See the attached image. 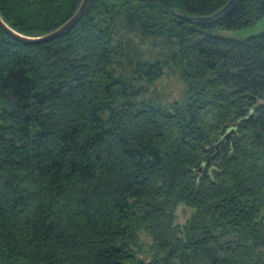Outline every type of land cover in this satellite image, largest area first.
Segmentation results:
<instances>
[{"label": "trees", "instance_id": "trees-1", "mask_svg": "<svg viewBox=\"0 0 264 264\" xmlns=\"http://www.w3.org/2000/svg\"><path fill=\"white\" fill-rule=\"evenodd\" d=\"M81 1L0 8L38 35ZM227 2L90 0L36 43L0 26V264H264V28L220 31L258 23L264 0L187 17Z\"/></svg>", "mask_w": 264, "mask_h": 264}, {"label": "water", "instance_id": "water-1", "mask_svg": "<svg viewBox=\"0 0 264 264\" xmlns=\"http://www.w3.org/2000/svg\"><path fill=\"white\" fill-rule=\"evenodd\" d=\"M239 0H228V2L222 6L220 9L216 10L213 13L210 14H205V15H187V17L198 21V22H211L214 20H217L224 16L226 13L229 12V10L238 2ZM90 0H82L78 9L74 12V14L68 18L66 21H64L62 24L57 26L56 28L45 32L43 34H38V35H30L23 33L14 27H12L4 18L1 12L0 8V26L8 32L10 35L13 37L22 40L24 42H29V43H36V42H42V41H47L50 39H53L62 33H64L66 30L74 26L86 13L87 8L89 6ZM228 136V134H227Z\"/></svg>", "mask_w": 264, "mask_h": 264}, {"label": "rangeland", "instance_id": "rangeland-1", "mask_svg": "<svg viewBox=\"0 0 264 264\" xmlns=\"http://www.w3.org/2000/svg\"><path fill=\"white\" fill-rule=\"evenodd\" d=\"M264 28V17L256 24L241 28V29H226L220 30L223 34L235 35V36H244L249 35L254 32L261 31ZM157 87H160L162 92L164 90L167 92V98H173L175 96L180 95L181 92V84L173 77V76H162L161 79L157 82ZM177 219L176 222L184 223L191 216L193 212V207L188 206L187 204L181 203L177 206ZM141 239L143 241V249L140 252V255L145 257L146 259H150L152 257V248L151 243L153 238L150 234L145 231L141 232Z\"/></svg>", "mask_w": 264, "mask_h": 264}]
</instances>
